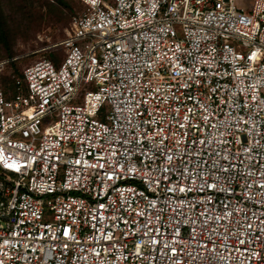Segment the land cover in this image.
Returning <instances> with one entry per match:
<instances>
[{
  "label": "built area",
  "instance_id": "obj_1",
  "mask_svg": "<svg viewBox=\"0 0 264 264\" xmlns=\"http://www.w3.org/2000/svg\"><path fill=\"white\" fill-rule=\"evenodd\" d=\"M79 1L0 59V264H264V0Z\"/></svg>",
  "mask_w": 264,
  "mask_h": 264
},
{
  "label": "rangeland",
  "instance_id": "obj_2",
  "mask_svg": "<svg viewBox=\"0 0 264 264\" xmlns=\"http://www.w3.org/2000/svg\"><path fill=\"white\" fill-rule=\"evenodd\" d=\"M109 1V0H106ZM63 7L53 0H0V29L5 34V41L0 40V59L18 57L14 64L6 68L2 88L8 99L16 93L13 72L14 66L20 68L39 58H52L56 65L60 63L62 48L53 49V44L62 40L70 29L73 16L82 12L84 7L78 0H66ZM244 10L252 5V0H235ZM54 61V62H55ZM93 89L91 84H82L72 104H81L86 91ZM109 109L104 104L101 116ZM9 113V110L7 111ZM55 110L42 121V127L55 121Z\"/></svg>",
  "mask_w": 264,
  "mask_h": 264
},
{
  "label": "trees",
  "instance_id": "obj_3",
  "mask_svg": "<svg viewBox=\"0 0 264 264\" xmlns=\"http://www.w3.org/2000/svg\"><path fill=\"white\" fill-rule=\"evenodd\" d=\"M53 1H55L56 3H58L59 5H61V6H63V7H67V2H66V0H53ZM78 2H80V1L78 0ZM80 4L82 5L81 2H80ZM82 6H83V5H82ZM0 40H1V41H5V34H4L3 30H1V29H0ZM7 58H11V57H7ZM16 61H17V60L12 61L11 63L14 64V62H16ZM11 63H10V64H11ZM13 73L16 74V75H20V74H21V69L18 68V67H16V66H14ZM4 76L8 77L7 75H4Z\"/></svg>",
  "mask_w": 264,
  "mask_h": 264
},
{
  "label": "snow or ice",
  "instance_id": "obj_4",
  "mask_svg": "<svg viewBox=\"0 0 264 264\" xmlns=\"http://www.w3.org/2000/svg\"><path fill=\"white\" fill-rule=\"evenodd\" d=\"M68 233L66 232L65 235H67Z\"/></svg>",
  "mask_w": 264,
  "mask_h": 264
}]
</instances>
